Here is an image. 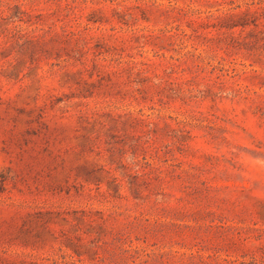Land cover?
I'll list each match as a JSON object with an SVG mask.
<instances>
[{
  "label": "rangeland",
  "instance_id": "obj_1",
  "mask_svg": "<svg viewBox=\"0 0 264 264\" xmlns=\"http://www.w3.org/2000/svg\"><path fill=\"white\" fill-rule=\"evenodd\" d=\"M0 264H264V0H0Z\"/></svg>",
  "mask_w": 264,
  "mask_h": 264
}]
</instances>
